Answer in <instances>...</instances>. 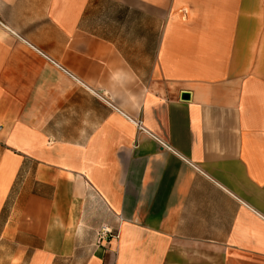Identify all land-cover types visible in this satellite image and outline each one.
Listing matches in <instances>:
<instances>
[{
    "label": "crops",
    "instance_id": "1",
    "mask_svg": "<svg viewBox=\"0 0 264 264\" xmlns=\"http://www.w3.org/2000/svg\"><path fill=\"white\" fill-rule=\"evenodd\" d=\"M4 260L264 264V0H0Z\"/></svg>",
    "mask_w": 264,
    "mask_h": 264
},
{
    "label": "built area",
    "instance_id": "2",
    "mask_svg": "<svg viewBox=\"0 0 264 264\" xmlns=\"http://www.w3.org/2000/svg\"><path fill=\"white\" fill-rule=\"evenodd\" d=\"M137 127H138V129H140L141 128V122H138L137 123ZM106 231L105 230H103V233H105Z\"/></svg>",
    "mask_w": 264,
    "mask_h": 264
},
{
    "label": "water",
    "instance_id": "3",
    "mask_svg": "<svg viewBox=\"0 0 264 264\" xmlns=\"http://www.w3.org/2000/svg\"><path fill=\"white\" fill-rule=\"evenodd\" d=\"M182 99H188V95L187 94H183L182 95Z\"/></svg>",
    "mask_w": 264,
    "mask_h": 264
},
{
    "label": "rangeland",
    "instance_id": "4",
    "mask_svg": "<svg viewBox=\"0 0 264 264\" xmlns=\"http://www.w3.org/2000/svg\"><path fill=\"white\" fill-rule=\"evenodd\" d=\"M6 254V251H4V255ZM4 264H6L5 260H4Z\"/></svg>",
    "mask_w": 264,
    "mask_h": 264
}]
</instances>
